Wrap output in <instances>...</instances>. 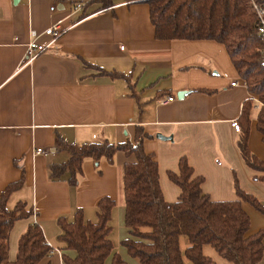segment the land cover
Here are the masks:
<instances>
[{"label":"crops","instance_id":"1","mask_svg":"<svg viewBox=\"0 0 264 264\" xmlns=\"http://www.w3.org/2000/svg\"><path fill=\"white\" fill-rule=\"evenodd\" d=\"M90 1L0 0V193L20 178L22 166L24 186L7 205L11 209L18 200L25 201L34 212L10 230V260L20 235L35 222L53 248L39 264H63L61 253L74 257V251L61 250L57 219L72 220L81 208L85 219L95 222L96 204L104 196L116 202L111 221L116 213L118 243L129 237L122 168L135 157L119 151L112 163L86 158L78 184L71 186L67 174L59 179L48 176L50 163L67 158L59 150L60 139L133 142L140 127L147 134L143 148L157 162L167 202H175L180 193L167 172H177L179 159L185 157L193 174L203 177L202 190L212 200H234L236 178L242 190L264 205V183L253 179L255 172L245 164L236 143L240 132L231 126L243 102L254 96L225 46L206 39L157 40L147 4L112 0L110 7L102 8ZM53 24L64 30L55 48L23 64L29 30H36L38 41L45 42L48 37L42 32ZM168 96L173 99L163 102ZM253 103L248 146L264 161L254 99ZM35 148L46 153L34 154ZM241 205L250 218L247 234L263 228L264 216L246 202ZM113 245L128 264H136L123 246ZM202 252L216 264H232L208 244ZM110 261L111 256L105 264ZM259 264H264V254Z\"/></svg>","mask_w":264,"mask_h":264},{"label":"trees","instance_id":"2","mask_svg":"<svg viewBox=\"0 0 264 264\" xmlns=\"http://www.w3.org/2000/svg\"><path fill=\"white\" fill-rule=\"evenodd\" d=\"M148 5L149 19L157 40H214L225 46L230 60L247 90L256 96V130L264 143V61L263 42L257 35V18L250 0H133ZM264 2V0H257ZM102 8L112 0H91ZM209 91L210 90H204ZM253 99L243 102L237 119L240 134L237 146L245 164L254 170L253 179L264 183V161L248 146ZM147 137L137 127L134 141L115 143L108 140L68 143L59 140V150L67 153L66 160L50 163L48 176L59 179L68 175L71 186L78 184L84 159L98 162L104 158L113 162L122 151L135 160L122 168L124 225L129 237L120 241L129 256L139 264H216L204 255L205 244L232 264H259L264 254V227L248 235L250 218L242 202L250 204L264 216V205L233 182L234 200H212L202 190V176L193 174L185 157L178 162V171H168L170 181L180 189L175 202L164 199L159 184L158 165L154 156L145 152L142 141ZM18 165V163H16ZM20 178L5 186L0 193V264H39L51 255L53 248L38 223L29 224L17 242L16 255L8 258L9 233L14 223L34 214L31 206L18 200L8 208L10 196L24 186L25 172L20 166ZM116 202L104 196L96 204L97 219L86 220L81 208L72 220L57 219L61 250H72L74 257L61 253L63 264H128L109 238L112 210ZM49 264V263H46Z\"/></svg>","mask_w":264,"mask_h":264},{"label":"built area","instance_id":"3","mask_svg":"<svg viewBox=\"0 0 264 264\" xmlns=\"http://www.w3.org/2000/svg\"><path fill=\"white\" fill-rule=\"evenodd\" d=\"M252 9L256 15L257 18V35L260 37L261 41L264 45V2H260L257 0H250ZM54 7H51L53 10ZM76 8H80L79 5L76 6ZM75 8V9H76ZM64 32V30L58 25L53 24L47 27L42 34L48 37V40L45 42H39L38 37L40 33H38L34 29L29 30V40L25 44V53L22 59L23 64L31 63L39 54H41L44 51H52L55 48L56 42L58 38L61 36V34ZM262 59L264 61V47L262 50ZM236 82H233L232 85H235ZM173 99L172 96H168V98L163 102L171 101ZM255 102V107H259V101L256 96L253 97ZM231 126L234 128V130L238 131L240 130L239 124L237 121H232ZM46 151L42 148H35L34 154H45Z\"/></svg>","mask_w":264,"mask_h":264},{"label":"rangeland","instance_id":"4","mask_svg":"<svg viewBox=\"0 0 264 264\" xmlns=\"http://www.w3.org/2000/svg\"><path fill=\"white\" fill-rule=\"evenodd\" d=\"M255 117H256V114H255ZM118 223H119V221H118V217L116 218V213H115V215H114V217H113V220L111 221V223H110V225L112 226V227H114L113 228V233L112 234H110V237L109 238H111L112 240V242L115 244V246H122V245H120V243H118V241H117V239H118V236H119V225H118ZM132 258V257H131ZM133 260H135V262H136V264H139V262L136 260V259H134L133 258Z\"/></svg>","mask_w":264,"mask_h":264},{"label":"water","instance_id":"5","mask_svg":"<svg viewBox=\"0 0 264 264\" xmlns=\"http://www.w3.org/2000/svg\"><path fill=\"white\" fill-rule=\"evenodd\" d=\"M157 137L160 138V139H163V140L167 139V137H164L161 134H157Z\"/></svg>","mask_w":264,"mask_h":264}]
</instances>
